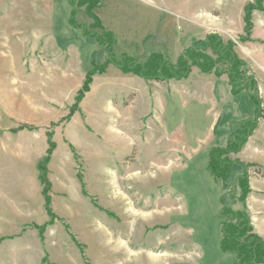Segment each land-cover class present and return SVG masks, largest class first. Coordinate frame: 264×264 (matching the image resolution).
I'll use <instances>...</instances> for the list:
<instances>
[{
	"label": "rangeland",
	"instance_id": "374dc122",
	"mask_svg": "<svg viewBox=\"0 0 264 264\" xmlns=\"http://www.w3.org/2000/svg\"><path fill=\"white\" fill-rule=\"evenodd\" d=\"M250 4L256 5V0H102L95 14L101 19L99 11L106 7L104 23L118 31L108 29L102 21L117 38L115 52L141 62L161 53L176 63L186 50L210 35L234 41L235 51L257 82L256 93L264 110V40H240L247 39L245 9ZM254 12L260 25L264 13ZM78 21L93 24L86 7L80 9ZM61 23L46 21L38 11L30 13V7L20 1L5 0L0 6V132L12 130L7 135L11 145L0 148V264H157L153 252L159 249L170 253L167 262L159 264H186L172 259L181 250L173 241L168 245L172 237L164 246L159 243L160 237L172 236L173 229L153 228L169 223L168 216L157 215V202L169 192L168 178L161 168L167 159L160 151H168L170 137L165 140L162 136L166 133L153 112L151 96L157 90L181 91L188 84L147 82L110 65L104 74L94 76L91 91L71 117V108L90 71L77 88L76 76L69 81L61 77L56 81L44 76L39 79L25 69L34 59L41 64L54 60L52 53L60 49L59 40H51L49 35L60 31ZM252 23L254 28L253 15ZM79 32L82 38L96 42ZM35 39L40 40L37 47ZM58 53L63 54L58 56L63 64L71 60L70 51ZM204 77L217 78L198 68L189 78L194 82ZM30 78L32 83H25ZM126 117L131 124L126 123ZM261 126L264 117L258 129ZM21 132L24 134L17 135ZM128 136L129 142L125 139ZM134 140L136 146H129ZM49 141L56 145L52 157L57 151L52 178L51 161L48 165L54 217L46 210L39 171ZM68 151L74 156L70 160ZM255 159L264 163L260 153ZM250 165L254 167L249 170L264 178L259 164ZM121 192L137 199L145 219L127 222ZM233 195H241L238 188L227 193L228 206ZM42 227L44 234L39 230Z\"/></svg>",
	"mask_w": 264,
	"mask_h": 264
},
{
	"label": "crops",
	"instance_id": "0c3cea01",
	"mask_svg": "<svg viewBox=\"0 0 264 264\" xmlns=\"http://www.w3.org/2000/svg\"><path fill=\"white\" fill-rule=\"evenodd\" d=\"M4 1L0 0V6ZM12 1L23 2V5L30 7V13L38 11L46 21L52 19L54 23L59 20L62 22L60 31L55 30L57 33L49 35L51 40H59L57 46L60 49L56 48L52 53L55 57L54 60L44 61L43 64L38 59L31 60L25 67L29 73L32 72L35 76H39V79L44 76L55 81L58 77L69 81L76 76L77 84L75 87L79 88L85 81L86 74L92 70L94 62L104 64L107 61L106 49L99 48L94 40L82 38L79 31L67 25V20L72 14V7L67 0ZM105 12L106 7L103 6L99 11L103 23L105 22ZM261 13L264 12L261 11ZM256 16V12H254L251 42H255L257 39L264 40V19L259 25ZM104 24L108 29L118 33L112 24ZM39 42V39H35L33 41L34 47H37ZM61 50L70 51L71 60L69 62L66 59L63 64L62 59H58V56L63 57V54L58 53L59 51L63 52ZM82 59H84L85 64H82ZM44 69L47 71L46 73ZM211 78L204 77L202 80L194 82L190 78L175 81L188 85L181 91L177 89L171 91L157 90L151 96V103L153 108L155 107V109L152 108L153 112L156 113V118L160 120L161 131L166 133L162 136H166L164 137L165 140L170 137L168 151H160L162 156L167 159L161 168L168 178L169 192L160 197L157 202L159 204L157 215L168 216L169 223L166 226L158 224L153 228L173 229L172 236L169 234L168 238L160 237L159 243L164 246L166 239L173 238L168 240V245L174 242L176 243L175 246L182 250L177 251L172 257L177 263L238 264L237 254L224 252L221 249L222 221L218 215L223 203L227 204V193L237 190L238 180L245 174V166L259 164L264 169V163L255 159L260 153L264 160V148L260 146V144L264 145V127L261 126L245 148L237 155L240 163H236L232 168L231 176L227 182L228 188L221 181L215 180L209 171L211 149L224 147L228 138L238 130L239 122L254 117L256 114V106L248 93L244 92L235 96L232 94L227 78ZM28 82L32 83L31 78L25 80V83ZM135 94L138 95V93ZM136 99L137 96L131 104L132 108ZM131 107L127 109L130 110ZM120 113L123 114L121 110ZM142 118L143 115L139 120L141 121V139ZM130 120L126 117L127 124H131L132 120ZM11 131L9 128L1 130L0 148L7 149L11 145L7 136ZM21 134L24 132L17 135ZM28 134L37 136L33 133ZM121 135L124 134L121 132ZM177 138L178 144L176 143ZM125 139L127 142L131 140L129 136ZM136 144L137 141L134 140V144L129 146L134 147ZM46 149L47 147H45L44 152ZM67 154H70L69 160L74 157L70 151ZM56 156L57 151L49 166L51 178ZM43 157L38 161L40 162ZM249 175L251 192L247 198V210L255 232L264 240V178L251 170H249ZM121 194L120 198L125 204L127 222L134 224V222H138L140 217L145 219L146 214L142 213L137 199L132 197L129 192H121ZM176 195H178V199H176ZM187 247L191 249L189 253L183 251ZM168 255L170 253L166 250L159 249L157 252H153L155 261H158L157 264L161 261L165 262Z\"/></svg>",
	"mask_w": 264,
	"mask_h": 264
},
{
	"label": "trees",
	"instance_id": "16d2710c",
	"mask_svg": "<svg viewBox=\"0 0 264 264\" xmlns=\"http://www.w3.org/2000/svg\"><path fill=\"white\" fill-rule=\"evenodd\" d=\"M72 7L69 19L71 27L82 32L84 37L93 38L101 48H105L108 60L104 64L93 63V69L87 74L86 81L76 97L75 106L71 108V117L78 111L79 104L91 91L94 76L104 74L110 65H114L125 74H132L145 81L166 83L170 81L187 80L193 69L198 68L204 74H214L217 78L227 76L232 94L237 96L247 92L256 106V117L241 122L238 130L233 133L224 147L212 148L209 154L208 169L215 180L221 181L228 188V180L231 171L239 159L237 156L248 144L251 137L257 131L259 120L264 116L262 101L257 95V82L246 69V65L235 51V42L225 41L218 35H210L204 41H199L192 48L180 56L176 63L166 58L161 53L151 54L145 62L138 58L123 54L118 56L115 52L117 38L111 31L106 30L102 20L96 16L95 11L102 6V0H67ZM264 0H256V5L250 4L245 9V23L247 39L250 41L253 30L252 15L255 10L263 9ZM86 7V13L93 20V24L87 26L78 21L80 9ZM26 128V127H25ZM50 148L47 156L39 164L40 181L43 186V195L46 202V210L51 217L54 213L51 209V182L48 179V165L55 143L49 141ZM254 165H246V171L238 180V189L241 195L231 196V205L223 203L219 213L222 221V243L224 252L235 253L238 256V264H264V240L255 232L251 217L247 210V198L251 192L249 169ZM241 204V209L234 206ZM44 234L45 228H39Z\"/></svg>",
	"mask_w": 264,
	"mask_h": 264
}]
</instances>
